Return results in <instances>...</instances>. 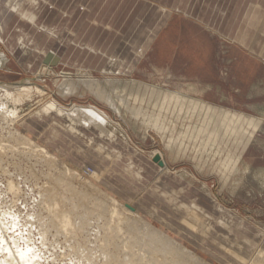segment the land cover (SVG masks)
<instances>
[{
  "label": "rangeland",
  "instance_id": "1",
  "mask_svg": "<svg viewBox=\"0 0 264 264\" xmlns=\"http://www.w3.org/2000/svg\"><path fill=\"white\" fill-rule=\"evenodd\" d=\"M43 1L31 22L20 17L35 13L30 2L0 0V264H12L9 250L27 254L24 264H105L106 245L119 261L133 219L204 264H264V0ZM64 75L113 79L103 85L117 112L78 83L63 94ZM140 83L185 100L163 101ZM195 100L225 111L221 122ZM48 102L97 108L112 137L62 117L37 119ZM157 150L167 169L139 158ZM108 195L118 206L103 221L93 210L99 202L113 210ZM157 253V264L183 258Z\"/></svg>",
  "mask_w": 264,
  "mask_h": 264
},
{
  "label": "bare ground",
  "instance_id": "2",
  "mask_svg": "<svg viewBox=\"0 0 264 264\" xmlns=\"http://www.w3.org/2000/svg\"><path fill=\"white\" fill-rule=\"evenodd\" d=\"M33 1V3H35L34 0H30V2ZM21 41V40H20ZM49 61H51V63L55 62L57 60V56H48ZM1 64V62H0ZM91 71V70H90ZM90 75V74H89ZM88 75V76H89ZM65 77V75L63 76ZM79 85H81L82 87L84 88H87L89 90V92H91L92 94H94L95 96H98L99 99L101 100H104L115 112H117V108L114 106V103L113 101L111 100V98L108 96V94L106 93V90H105V86H102V82L100 80H97V79H94V78H91V77H86L84 79H79L78 82H77ZM77 83H74L73 80L71 79V77L69 75H67V77L63 78L61 83L59 84L58 88L61 92H63V94H67V93H71L73 91H76L78 89V87L76 86ZM105 83H108L109 85L112 86V84H114V81L113 79H106L105 80ZM141 84V83H140ZM1 87H4L1 85ZM6 87V86H5ZM26 90V91H23ZM17 92H19L20 94H28V92L32 91V88H30V86H20L18 87V89L16 90ZM153 91V90H152ZM9 92V91H8ZM154 92V91H153ZM5 93H7V89H5ZM165 94V92H163ZM167 94V93H166ZM9 95V93H8ZM175 97H181L180 95H174ZM183 97V96H182ZM23 98V97H22ZM173 100H175L173 98ZM122 101H124L125 103L123 105L126 104V101L123 99ZM165 101V99H164ZM139 113V112H138ZM46 115H51L53 116L55 119L56 117H62V118H65L67 121L69 122H79L80 124H83L84 126L86 127H90V129L92 130H96L100 135H103L105 136L106 138H110L112 137V134L111 133H108L107 135H104L105 133V129H104V124L108 123L107 120H106V116H104V114L102 112H100L97 108L95 107H86V108H82V107H73L72 109L68 110V111H64L62 108L60 107H57V105L53 102H48L46 103L45 105H43V107L41 108V111H39V113L37 114V119H41L43 117H46ZM112 121V120H111ZM202 128V127H201ZM117 129V128H116ZM115 130V129H114ZM203 130V129H201ZM120 132V131H119ZM125 132V131H124ZM122 133V132H121ZM126 133V132H125ZM123 134V133H122ZM81 136V135H80ZM18 137V136H17ZM124 137H126V135H124ZM127 138V137H126ZM13 139V138H12ZM25 139V138H24ZM14 140V139H13ZM23 140V139H22ZM26 140L28 139H25L24 141H21L22 142H25ZM20 142V141H18ZM29 141H27L28 143ZM23 144V143H22ZM25 144V143H24ZM30 145V143H29ZM21 146V145H20ZM17 147V146H16ZM19 147V146H18ZM34 149V151H36L37 153H41L42 155H46L48 156L49 155V152H47L46 148L43 147V146H32ZM12 148V147H11ZM29 148V147H28ZM168 148V147H167ZM16 149V148H15ZM18 149V148H17ZM32 149V148H31ZM30 149V150H31ZM28 150V149H27ZM2 151V150H1ZM12 151V150H11ZM14 151V150H13ZM33 152V151H32ZM19 153V152H18ZM28 153V152H27ZM31 153V152H30ZM151 153V152H150ZM166 153V152H165ZM156 154V155H155ZM158 156L159 157V160L162 162V165H159V167H162V168H166V163L163 161L164 160V156L162 153L158 152L157 151H154L151 155V157H155V156ZM32 157V156H31ZM53 158V157H51ZM152 158V159H153ZM155 162V161H154ZM167 169V168H166ZM66 171H71L68 167H66ZM69 173V172H67ZM66 173V174H67ZM92 175H95L94 173H92ZM56 179V178H55ZM54 180V178H53ZM11 181V180H10ZM13 184V183H12ZM73 184V183H72ZM66 185V184H65ZM64 185V186H65ZM70 185V184H69ZM75 187V186H74ZM68 189V188H67ZM76 189V188H75ZM13 191V190H12ZM21 192V191H20ZM40 195V194H39ZM109 198V200L112 201V207H113V210H108L106 205H104L102 202H99L97 204L96 207H94V213L97 217H100L99 219H102L103 218V221L105 219L109 220L112 219L113 217H115V211H116V208L118 206L116 200L112 199L109 195L107 196ZM84 202V200H83ZM105 202V201H104ZM78 203V202H77ZM111 203V202H110ZM6 204V203H5ZM56 204V203H55ZM81 204V203H80ZM83 204V203H82ZM48 207V206H47ZM85 207V206H84ZM86 208V207H85ZM122 211H125L127 212L128 214H132L134 212V209L132 206H129V205H126V207L123 205L121 207ZM120 210V211H121ZM62 212V211H61ZM63 213V212H62ZM85 213V212H84ZM89 214V213H88ZM87 214V215H88ZM117 214V213H116ZM135 214V213H134ZM67 215V214H66ZM119 215V214H117ZM89 216L91 217V215L89 214ZM44 217V216H43ZM66 218V219H65ZM65 220L63 221V227H67L68 224H69V220H67V217L65 216ZM87 218V217H86ZM85 218V219H86ZM84 219V220H85ZM88 219V218H87ZM90 219V218H89ZM132 219V218H131ZM56 220V219H55ZM58 220V219H57ZM117 220L119 221V218L117 216ZM137 219H133L131 220L129 227L132 231H133V238L131 240H129L130 242H128L129 244H133V243H139V246L137 244V247H138V250L139 251V248H140V251L141 253H136L134 252L127 244H125V248L127 249V247L129 248L127 251H125V253H123V257L121 260L118 261L114 259V256L112 255V253L110 252V250L108 251V248H107V245L105 246V248L103 247L102 251H101V256L104 260V263L105 264H108L107 262H112L113 261V264H149L150 262L152 264H157L158 262H160V260H158V258L152 256L151 257V251H155L156 253L157 252H160L159 255L161 256H165L166 257V254H169V256L171 257L172 255H175V257H177L176 255H180V256H183V258L180 257V260H178V263H174V264H204L203 262H200L199 261V258L192 254L191 252H189L187 249H185L184 247H180L178 245H175L174 241L171 240L169 237L165 236L161 231L157 230L156 228H154L153 226L150 227V225L148 224H144L141 222L140 223H135L137 222L136 221ZM61 220H58V223L60 222ZM61 221V222H62ZM80 221V220H79ZM87 221V220H86ZM85 221V223H86ZM81 222V221H80ZM79 222V223H80ZM117 222V221H115ZM121 222V220H120ZM43 223V222H42ZM97 223V222H96ZM106 223V222H105ZM73 224V223H72ZM121 223L117 222L116 223V229L114 228V230L116 232H118L117 234L121 233V226H120ZM135 224V225H134ZM137 224H141L140 225V230H138L136 227L134 226H138ZM1 225V223H0ZM61 225V224H59ZM74 225V224H73ZM85 225V224H84ZM83 225V226H84ZM80 226V225H79ZM107 226V225H106ZM105 226V227H106ZM109 226V225H108ZM107 226V227H108ZM114 226V224L112 225ZM54 227V226H53ZM57 227V226H56ZM61 227V226H60ZM70 227V225H69ZM55 228V227H54ZM81 228V227H80ZM110 229V227H108ZM106 228V229H108ZM82 229V228H81ZM108 229V230H109ZM111 230V229H110ZM82 231V230H81ZM131 231V232H132ZM142 231H148L147 233L149 234H152V240L151 239H148V238H145V236H143V234H145L144 232ZM135 232V233H134ZM138 232V233H137ZM141 232L142 234L140 235ZM70 233V232H69ZM106 234V232H105ZM104 234V235H105ZM115 234V233H114ZM129 234V232H128ZM136 234L139 235L140 237H142L140 239V237L136 238ZM100 235V234H99ZM108 235V234H107ZM126 235V233H125ZM146 235V234H145ZM19 236V235H18ZM111 236V235H110ZM135 236V237H134ZM22 237V236H21ZM104 239L105 236H103ZM112 237V236H111ZM107 238L106 241H107V244H113L115 245L114 243V239L113 237L111 238ZM132 237V235H131ZM130 237V238H131ZM53 238V237H52ZM128 238V239H130ZM101 239H103L101 237ZM113 239V240H111ZM128 239H126L128 241ZM138 239V241H136ZM140 239V240H139ZM119 240V239H118ZM125 240V239H124ZM99 241V240H98ZM112 241V242H111ZM123 241V240H122ZM88 242V241H86ZM99 242H102L99 241ZM104 242V241H103ZM102 242V243H103ZM114 242V243H113ZM125 242V241H124ZM124 242H123V246H124ZM69 243V242H68ZM90 243V242H89ZM126 243V242H125ZM10 244V243H9ZM134 244V245H135ZM80 245V244H79ZM93 245V244H92ZM102 245V244H101ZM104 245V244H103ZM102 245V246H103ZM142 248L141 249V247ZM141 246V247H140ZM8 247V246H7ZM14 247V246H13ZM53 247V246H52ZM87 247V246H86ZM118 247V246H117ZM134 247V246H133ZM11 248V246H10ZM107 248V249H106ZM115 248V247H114ZM13 249V248H12ZM11 249V250H12ZM15 249V248H14ZM91 249V248H90ZM100 249V248H98ZM110 249V248H109ZM117 251V250H116ZM9 255H8V260L12 263V264H24L26 261L30 260L29 256H27V254L25 253H19V252H16V251H13L11 252L9 250ZM63 253V252H62ZM80 256L82 257V259L86 262H91L92 263V260H93V256L91 255L90 252H88L86 249L82 248L81 252H79ZM114 253V252H113ZM56 254V253H55ZM115 254V253H114ZM148 255L147 258H145L146 256L145 255ZM158 254V253H157ZM156 254V255H157ZM262 254V253H261ZM30 255V254H29ZM164 257V260H166V258ZM174 257V256H173ZM119 258H121L119 256ZM145 258V259H144ZM156 258V259H155ZM168 258V256H167ZM34 259V258H33ZM162 259V258H161ZM171 259V258H170ZM239 259V258H238ZM6 260V261H8ZM169 261V259H167ZM166 260V262L168 263V261ZM173 260V258H172ZM175 260V259H174ZM242 260V259H241ZM33 261V260H32ZM163 261V260H162ZM177 261V260H176ZM176 261H172V264L173 262H176ZM238 261V260H237ZM52 262V261H51ZM101 263V262H100ZM249 263V262H248ZM260 262L258 261H254V263L252 262V264H258ZM165 264V263H164ZM169 264V263H168ZM250 264V263H249ZM261 264V263H260Z\"/></svg>",
  "mask_w": 264,
  "mask_h": 264
},
{
  "label": "crops",
  "instance_id": "3",
  "mask_svg": "<svg viewBox=\"0 0 264 264\" xmlns=\"http://www.w3.org/2000/svg\"><path fill=\"white\" fill-rule=\"evenodd\" d=\"M28 2H30V0H27ZM35 1V3H33V1H31L30 3L32 4V8H35V13L33 12L32 14H30L29 16H27L26 14H23V13H21L20 14V17L22 18V19H28V20H30L31 22H35V17H36V15L35 14H37V13H39L38 11L41 9V6H42V3L44 2L43 0H34ZM14 11V9H12L10 12H13ZM42 27H44V24H42ZM2 28V26H0V30H2L1 29ZM18 30V29H17ZM52 31H54V30H52ZM56 31V30H55ZM54 31V32H55ZM23 33V32H22ZM21 35V34H20ZM18 40V39H17ZM91 52L94 50V49H91V48H88ZM55 56H57L56 54H54ZM104 57V56H103ZM124 66V65H123ZM123 68V70H124V67H121V69ZM102 82V81H101ZM133 82V81H132ZM105 82H102V85L104 84ZM133 83H136L135 81L133 82ZM105 85H109L108 83H105ZM105 85H103V86H105ZM139 86H142L145 90H149L150 89V93H151V95H152V93H157V94H159V96H162L163 97V101H164V99H165V101H167V100H172V101H174L175 103H178L180 106H182V103L184 102V97H182L183 95H181V94H179V93H173V92H168V91H166L165 92V94L163 93V92H161V90H158V91H156V89L154 90L153 89V91L151 90L152 88H150L148 85H145V84H138ZM106 88V87H105ZM167 93V94H166ZM174 95H180L181 97H175ZM173 98L175 99V100H173ZM191 106H193L194 108H197V107H199L200 109H202V110H204L205 111V114H212V115H214V114H216L217 115V118L220 120L221 119V115H224L223 114V112L225 113V111H222V110H218V109H216V108H212L210 105H205V104H203V103H201V102H199V101H197V100H195V101H193V102H191ZM227 115H231V112H228V114ZM220 122H221V120H220ZM201 129H203L202 131H204L205 129H204V127H202ZM171 147V145L170 146H168V148H170ZM101 154V155H103V153L102 152H94V154ZM156 155V154H155ZM154 155V156H155ZM138 156H140V154L138 155ZM136 158V157H135ZM138 158V157H137ZM136 158V160H138L139 158H142L144 161H149V165H151L150 166V168H158V170H159V166H158V164L156 163V162H154L153 161V157H150V159H146V158H143V156L141 155L138 159ZM104 161V160H103ZM103 161H101L100 162V164H104L105 162H103ZM152 161L155 163V164H153L152 163ZM165 163H166V165H167V162H166V160H165V157H164V160H163ZM108 162V161H107ZM140 165H142L143 166V164H142V162L140 161V163H139ZM102 167V170H106V166H101ZM116 168V167H115ZM167 168V167H166ZM161 170V169H160Z\"/></svg>",
  "mask_w": 264,
  "mask_h": 264
},
{
  "label": "water",
  "instance_id": "4",
  "mask_svg": "<svg viewBox=\"0 0 264 264\" xmlns=\"http://www.w3.org/2000/svg\"><path fill=\"white\" fill-rule=\"evenodd\" d=\"M153 161L157 162L159 165H162V162L159 160V157L158 156H155L153 158Z\"/></svg>",
  "mask_w": 264,
  "mask_h": 264
},
{
  "label": "clouds",
  "instance_id": "5",
  "mask_svg": "<svg viewBox=\"0 0 264 264\" xmlns=\"http://www.w3.org/2000/svg\"><path fill=\"white\" fill-rule=\"evenodd\" d=\"M15 10V9H14Z\"/></svg>",
  "mask_w": 264,
  "mask_h": 264
}]
</instances>
